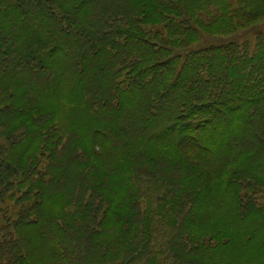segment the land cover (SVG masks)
Segmentation results:
<instances>
[{
	"label": "trees",
	"instance_id": "obj_1",
	"mask_svg": "<svg viewBox=\"0 0 264 264\" xmlns=\"http://www.w3.org/2000/svg\"><path fill=\"white\" fill-rule=\"evenodd\" d=\"M262 17L0 0V264H264V30L176 52Z\"/></svg>",
	"mask_w": 264,
	"mask_h": 264
},
{
	"label": "rangeland",
	"instance_id": "obj_2",
	"mask_svg": "<svg viewBox=\"0 0 264 264\" xmlns=\"http://www.w3.org/2000/svg\"><path fill=\"white\" fill-rule=\"evenodd\" d=\"M248 26L249 27H247V28H242V29L238 30L235 34L233 33V34L224 35V36H222V35H211V32H209V31L207 33H206V31H200L201 33H200L199 39L197 41L190 43L187 47L180 48V50L176 49V52H183L184 53V52H186V50H197V49L202 48L204 46L208 47L210 45H218V44L230 42L231 40H234V41L241 43L242 41L247 40V38H253L255 32L264 30V17L253 21ZM149 29H153V30H155L161 34L170 35V33H168L167 29L164 28L162 25L150 26ZM132 101L134 102L133 99H132ZM134 104H135V102H134ZM126 105H127V103L126 104L123 103V108L124 107L126 108L127 107ZM109 122H112V121L109 120ZM126 124H130V122H127ZM140 124H142V122ZM114 131H116V130H114ZM114 131H113V133H114ZM133 132L134 131L131 132V134L133 136L139 137V135H138L139 133L136 134L135 132L134 133ZM130 141H132V140H130Z\"/></svg>",
	"mask_w": 264,
	"mask_h": 264
}]
</instances>
